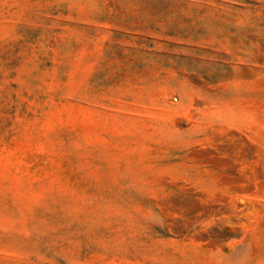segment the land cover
I'll list each match as a JSON object with an SVG mask.
<instances>
[{
    "label": "rangeland",
    "instance_id": "1",
    "mask_svg": "<svg viewBox=\"0 0 264 264\" xmlns=\"http://www.w3.org/2000/svg\"><path fill=\"white\" fill-rule=\"evenodd\" d=\"M0 264H264V0H0Z\"/></svg>",
    "mask_w": 264,
    "mask_h": 264
}]
</instances>
